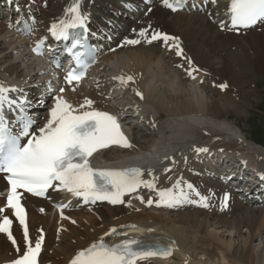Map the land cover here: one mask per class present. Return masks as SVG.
Here are the masks:
<instances>
[{"label":"bare ground","instance_id":"6f19581e","mask_svg":"<svg viewBox=\"0 0 264 264\" xmlns=\"http://www.w3.org/2000/svg\"><path fill=\"white\" fill-rule=\"evenodd\" d=\"M36 1L38 5L46 2L45 6H48V10L37 9V7L34 9L39 13V17L44 19L41 24L48 25L66 19L70 15L67 9L74 6L76 2V0ZM127 1L137 2L142 6L138 8L140 13L129 14L138 19L139 23H135L133 19H125L122 13H128L129 9L121 7L120 0H83L82 10L85 14H92L93 10L105 11L107 15L115 14L121 19L119 22L137 31L148 28L150 25L151 30H159L170 36L178 37L187 61L183 62L177 58L174 47L172 52H168L169 45L174 44L175 41H170L169 45H165L162 41L148 45L143 40L138 45H124L122 49L116 50L114 54L107 55L104 61H100L99 67L109 65L110 60L120 59L123 67L116 77L131 76L134 78V83H129L127 86H131L135 93L138 90L143 94V99L139 97L136 100L135 98L136 103L139 104L137 112L152 127L154 137L148 145L144 143L138 146L131 154L110 151L103 157L100 155L97 160L104 158L109 162L121 161L128 164L126 162H129L130 157H152L155 149L168 150L167 154L161 156L155 165L141 167L144 171V179L157 178V188H166L176 179H182L184 182L196 183L202 193L207 196H211L213 192L215 194L211 196L210 207L207 210H200L189 204L169 208L157 207L154 203L150 207L146 203H141L137 198L143 197L145 201L149 198L153 201L159 199L154 194V190L147 189L144 193L135 194L128 199L129 207L101 206L91 211L81 207L68 211L69 219L75 220L76 225H71L66 221L57 225V218L51 221L53 209L50 203L25 197V203L30 212L29 236L33 242L40 236L42 230L43 235L46 236L45 251L50 250L53 241L57 238L58 226L65 229L58 237L60 239L58 249L53 251L51 256L43 254L42 262L44 264H70L78 251L86 249L94 242L103 240L109 244H116L126 238H131L144 243H161L172 249V255L166 259L150 258L137 262V264H264V208H257L252 203L242 202L243 199H239L230 188L222 186L211 172L214 168L211 163L201 165L196 162L200 158L195 151L196 148H223L231 154L237 153L245 157L252 166L264 170V148L254 147L240 128L224 120V115L229 108H237V103L227 102L225 105L226 103L219 104L216 100L209 102L210 96L207 98L201 91L202 88L204 91L209 88L214 95L215 92L224 93L236 100L240 90H235L233 86L236 84L235 78H232L235 74H233L235 67L240 69L238 73L241 75H244L247 65L264 71V23L255 29L243 31L239 35L234 34L229 31L226 22L228 7L225 0H216V3L210 4L207 8L201 7L202 10L196 13L184 11L176 14L161 7L160 3L163 0H154L149 7L139 3L138 0ZM98 24L100 28L113 35L117 32L113 31L115 28L109 23L98 21ZM222 24L227 27H222ZM5 25L6 23L0 22V38L8 37L11 46L24 45V41L16 39L17 37L11 39L14 35L6 29ZM123 39L141 38L137 32L131 33L127 30L120 39L114 41L110 48L121 44L120 41ZM5 51L6 46L0 40V56H2L0 57V80L10 86L23 89L21 78L16 80L12 78L14 75L20 76L17 75L16 65H8L3 70L8 58L7 55L4 56ZM189 59L194 63L193 67L188 64ZM37 62L42 63L41 60ZM174 66L179 70L180 68L185 70L186 73L195 67L198 68L196 72L198 82L204 79V72H207L209 76L204 79L198 92L193 93L191 91L193 89H187L184 83L186 81L194 84L191 82V77L174 70ZM94 72L93 70L91 75ZM174 78H178L179 83H171ZM90 80L89 78L74 86L75 90L65 89L64 94L58 96H62L77 109L86 99L93 101L91 109L84 108L80 111L95 109L114 112L110 108V91L114 85H125L117 79L110 81V84L99 80L94 83L93 87L85 89L84 87L90 83ZM158 82H162L170 91L159 90ZM221 84H227V87L221 89L219 87ZM27 93L33 94L34 90L28 89ZM27 93L24 92V94ZM150 105L155 107L156 112L150 111L152 109ZM48 114L49 111L39 127L44 126ZM166 168H171L172 171L165 173ZM149 169L152 170V176L147 174ZM194 171H198L199 175L192 177ZM4 187L0 177V192ZM225 191L233 193V198L228 212H220L219 198ZM52 197L56 201L62 198L59 194L52 195ZM2 218L3 215L0 214V219ZM113 228L117 230V233L106 235ZM131 228H141L147 231L123 238L116 236L119 232ZM243 230L246 234H243ZM149 231L154 233L149 234ZM14 233L21 241L20 248L24 249L23 232L15 227ZM5 240V235L0 233V264L11 262L19 255L15 248ZM258 240L262 243L256 244ZM255 247L256 250H254Z\"/></svg>","mask_w":264,"mask_h":264},{"label":"snow or ice","instance_id":"6c2138e0","mask_svg":"<svg viewBox=\"0 0 264 264\" xmlns=\"http://www.w3.org/2000/svg\"><path fill=\"white\" fill-rule=\"evenodd\" d=\"M215 3L216 0H211ZM164 5L176 12L178 6H182L183 0H163ZM176 5V6H174ZM72 14V22L63 27L52 26V34L58 39H68L67 28L84 26L88 20L87 14H81L79 0L74 6L67 9ZM151 11V9H149ZM228 14L231 24L229 30L240 28H251L258 23H264V0H230ZM222 27H227L223 25ZM86 31V29H85ZM137 35L141 39H126L121 46L138 45L142 42L151 44L162 41L176 49V55L183 58V49L180 47L179 38L162 33L159 30L148 28L140 29ZM82 46V40L76 39L72 49ZM69 49V51H72ZM39 53V49H34ZM78 68H69L66 83L72 85L79 83L85 76L88 65L81 59L80 53H74ZM191 60L188 64L191 65ZM59 66V65H57ZM198 71V69H193ZM192 76V71L188 72ZM194 78V77H193ZM121 84L127 86L134 83V78L116 77ZM221 89L227 84L219 85ZM75 90V89H73ZM64 88L60 89L62 93ZM20 95H13L15 93ZM136 95L143 99V94L138 90ZM42 104V101H37ZM92 100L86 99L80 108H74L62 96L54 97V106L49 109L48 118L43 127L34 129L36 118L28 113L31 102L27 100L23 89L14 86H5L0 82V174L9 186L6 196V208L0 207V214L6 209L12 210V215L22 227L24 249L17 244L12 233L13 221L7 215L0 219V233L7 234L9 241L19 254L10 264H38L44 235L41 230L40 236L35 240L29 236L27 213L21 203L23 193H30L36 197H44L49 189L55 191H67L72 196L81 198L85 204H96L97 202H108L112 205L124 204L125 195L135 193L140 188L156 191L158 200L147 201L143 197H137L141 203L157 207H177L183 204H197L203 208H209L211 196H203L197 192L191 183H185L177 179L171 187L157 189L156 179H143L144 171L139 167L99 170L92 167L90 158L102 149L111 146L123 148L133 147L128 138L121 130V125L116 116L98 110L80 111V109H91ZM11 114L12 118H9ZM22 141H25L22 143ZM197 153L207 152V148H196ZM171 159V158H169ZM165 173L171 172L166 168ZM147 174L152 176V170ZM171 179V177H169ZM23 190V192L19 190ZM199 197L191 199L190 196ZM214 195V194H212ZM229 195L224 194L222 199V210L227 207ZM61 208L63 219V208ZM43 211V209H41ZM75 223V221H72ZM117 233L115 228L111 229V235ZM22 253V254H21ZM172 255V249L159 243L146 245L143 241L126 238L119 243L109 244L103 240L94 242L86 249L78 251L70 264H137L150 258H167Z\"/></svg>","mask_w":264,"mask_h":264},{"label":"rangeland","instance_id":"374dc122","mask_svg":"<svg viewBox=\"0 0 264 264\" xmlns=\"http://www.w3.org/2000/svg\"><path fill=\"white\" fill-rule=\"evenodd\" d=\"M14 65H16V68H18L17 72H20V74L21 73L22 75L28 74L29 68L27 66L29 65V61L27 59L25 60V62L19 64L16 63ZM109 65L106 68L108 72L105 71L106 69L104 70V67L100 69V72H103L104 70L103 74L107 73L106 75H112L115 70L117 71L121 70L123 67L120 59H114V61H110ZM238 69L239 68L236 66L235 70L237 71L235 72L234 70L233 74L234 73L235 74L234 76H232V78L233 77L235 78V83L237 84V85L236 84L233 85L234 89L240 90L239 91L240 94L236 97V100L233 97H230V95L228 94H224V93L220 94L218 92H215L214 95L212 92H210V90L204 91L203 88L201 91L205 93L204 95H206L207 98L210 96L209 102L216 100L219 102V104L226 103L225 105H227V102L228 103L231 102L233 104L237 103L236 104L237 108L234 107L229 108L231 112L228 110V112L224 115V120H227L229 123L235 124L238 128H240L254 147H259L255 144L257 143L260 144V146H262L260 148H264V71L258 70L254 67L247 65L246 69L244 70V75H241L238 73L240 71V69L239 71ZM174 79H172L173 82L171 81V83L176 84L177 80L174 81ZM159 83L160 82H158L157 84L159 90L163 89V91H170L169 89H167V87H165L166 85H164L162 82L160 84ZM187 89L189 90L193 89L191 91H193L194 93V92H198L197 90L200 88H195V87L190 88L188 86ZM134 100L135 99H133V95L131 92L129 94L124 93L117 96L115 94L113 96L112 105L114 107H120V106L129 107L133 105ZM135 138L138 144L143 145L145 143L146 145H148L153 140V134L151 131H146V127L138 128L137 130H135ZM243 231H244L243 234H246L245 230ZM261 243H262L261 240L256 241V244H261ZM55 244H57V242ZM56 248H57L56 245H54L52 247L53 250H48L47 254L52 255V252L56 250ZM256 249L257 248L255 247L254 250Z\"/></svg>","mask_w":264,"mask_h":264}]
</instances>
